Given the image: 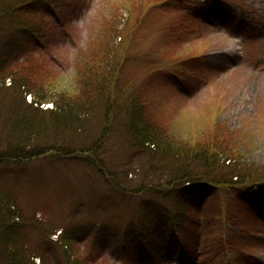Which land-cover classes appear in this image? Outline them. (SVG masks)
Segmentation results:
<instances>
[{
	"label": "rangeland",
	"instance_id": "1",
	"mask_svg": "<svg viewBox=\"0 0 264 264\" xmlns=\"http://www.w3.org/2000/svg\"><path fill=\"white\" fill-rule=\"evenodd\" d=\"M31 15L51 35L46 43L30 38L15 53L19 62L12 66L20 74L48 91H71L86 66L104 64L108 56L113 88H121L124 98L134 88L140 92L167 138L228 149L239 166L226 161L224 173L236 169L240 179L260 181L252 189L224 188L223 196L201 192L189 200V217L175 230L167 214H156L164 205L140 208L144 194L133 191L145 180L154 186L165 178L163 168L149 166L151 150L111 138L104 156L109 167L98 168L106 176L68 158L35 161L26 176L0 180V192L12 193L35 224L28 230L75 224L85 230L82 224L91 221L125 228L140 209L138 229L124 240L105 236L94 264H264V0H57ZM94 124L100 128V121ZM91 234H78L69 249L81 256L91 246L98 250ZM38 241L32 232L30 245Z\"/></svg>",
	"mask_w": 264,
	"mask_h": 264
},
{
	"label": "trees",
	"instance_id": "2",
	"mask_svg": "<svg viewBox=\"0 0 264 264\" xmlns=\"http://www.w3.org/2000/svg\"><path fill=\"white\" fill-rule=\"evenodd\" d=\"M56 1L0 0V98L4 96L0 99L1 181L26 176L28 165L39 160L51 163L64 159L68 162L70 158L82 165L105 170L109 166L104 156L111 138L134 149L148 146L151 150L149 166L153 171L156 166L163 168L165 178L154 186L145 180L133 191L137 190V195L144 194L140 208L164 205L161 208L164 212L158 208L156 214H167L175 230L184 223V217H189V200L199 199L201 192L223 196L224 188L251 187L260 181L240 179L242 175L236 169L224 173L226 161L238 165L234 163L237 158L228 149L186 145L167 138L157 119L146 109L140 92L134 88L129 98H124L120 96L121 88H113L116 76L111 70L115 68L108 56H103L102 62L106 58L104 64L86 66L79 73L75 90L71 91H48L43 85L37 86L30 74H20L16 66H12L13 62H19L15 53L21 51L30 38L46 40V43L51 35L40 19L36 20L31 14L43 6L49 8ZM119 75L120 72L118 78ZM6 98L12 105H7ZM98 121L100 128L93 129L91 126ZM112 122L114 124H110ZM91 129L97 130L93 139ZM87 140L90 142L86 143ZM221 155L226 158L221 160ZM170 160H182L183 164L175 166ZM98 171L107 175L105 171ZM108 171L116 175L120 172L117 168ZM221 174L226 177L222 178ZM111 179L123 189L118 177L113 175ZM14 200L17 203L12 193L0 192V264H61V259L62 264H94L105 247V236L124 240L132 229H138L143 223V212L138 209L137 220H129L125 228L121 224L115 226L114 230L119 232L109 230L107 222L92 226V221L82 224L85 230H80L81 226L77 230L76 224L63 230H28L34 229L35 224L28 221ZM154 222L158 224L157 220ZM88 228L91 230H86ZM85 231L92 233V240L99 242V248L91 246L81 256L69 248L76 246L77 235ZM32 232L39 235V241L33 246L30 245ZM54 235L56 240L52 239ZM54 246L59 248L62 258L57 257Z\"/></svg>",
	"mask_w": 264,
	"mask_h": 264
}]
</instances>
